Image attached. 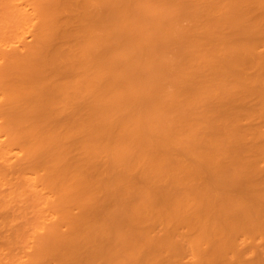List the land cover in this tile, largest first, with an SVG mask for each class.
Segmentation results:
<instances>
[{
    "label": "bare ground",
    "instance_id": "1",
    "mask_svg": "<svg viewBox=\"0 0 264 264\" xmlns=\"http://www.w3.org/2000/svg\"><path fill=\"white\" fill-rule=\"evenodd\" d=\"M0 264H264V0H0Z\"/></svg>",
    "mask_w": 264,
    "mask_h": 264
}]
</instances>
